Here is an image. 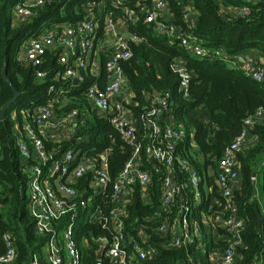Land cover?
<instances>
[{"label":"trees","instance_id":"obj_1","mask_svg":"<svg viewBox=\"0 0 264 264\" xmlns=\"http://www.w3.org/2000/svg\"><path fill=\"white\" fill-rule=\"evenodd\" d=\"M22 1L0 0V108L12 97V91L1 78L2 72L19 94L0 120V235H12L16 252L13 264H30L33 255L37 256L40 264H44L43 246L47 237L38 233L28 206L30 168L38 162L33 155L24 158L18 147L19 138L29 142L25 127L33 129L43 145L47 159L45 166L41 165L42 169L59 160L68 150L90 158L95 168L100 167V155H105L108 192L106 197H95L90 207L92 210V204L94 207L99 205L103 213L108 209L109 188L130 159L132 148L121 140L108 118L101 116L85 98L87 87L93 81H98L103 87L105 68L101 53L97 78L88 67L81 71L82 81L70 82L60 79L64 66L58 61L61 47L57 43L47 49L42 64L35 68L21 58L22 49L29 38L43 31L51 28L59 31L68 25L74 27L89 17L97 22L95 44L102 43L105 16L115 21L122 13L111 0H47L34 9V14L27 21L13 24L12 9ZM163 1L171 18L162 23L175 26L179 36L157 33L155 25L146 22L154 0H121L119 3L134 12L136 22L128 24V31L140 38L137 43H129L131 58L120 62L131 93L125 109L145 134L142 118L154 105L153 95H167V112L172 116L176 129L183 132V138L176 143L175 156L193 167L201 180L200 202L193 204L188 191L187 194L192 211L190 218L198 226L205 249L200 250L195 243L178 249H165L163 242L166 239L155 233L158 221L151 223V218L159 206L160 183L167 172L166 167L160 164L147 168L151 173L147 202L140 199L138 186L134 187L132 199L126 205L124 231L136 238V228L144 229L149 242L159 251L151 264H193L196 259L203 264H217L215 257L210 259L209 252H219L227 243L207 238L202 231L201 217L223 209L224 202L216 183L218 162L224 149L244 128V120L258 109L264 110V83L246 76L237 62V58L248 51L256 52L264 61V1ZM240 7H246L248 14L230 16L231 9ZM188 9L195 11L197 16L186 22L183 12ZM183 36H194L195 44L206 54L202 57L192 53L181 44ZM175 62H180L189 76L183 89L180 74L173 68ZM37 72L44 73V76L37 78ZM56 97L61 102L52 107L53 119L71 110L78 114L67 137L61 139L52 136L47 128L41 131L34 121L37 109ZM249 134L254 141L237 155L239 184L232 191V200L244 221L240 232L242 245L236 249L234 264H261L264 256V200L259 202L255 189L257 171L264 168V120L256 122ZM28 147L31 152L32 146L28 144ZM172 168L174 176L180 178L177 164ZM91 175L78 179L73 187L90 193ZM211 197L219 203L213 205L209 212ZM178 201L179 198L173 209H176ZM255 210L262 217L259 233ZM66 219L64 217L53 225L60 228ZM219 232L224 233L221 229ZM105 235L108 233L101 224L89 222L84 212L78 213L73 236L80 251V264H97L95 239ZM3 252L0 242V256Z\"/></svg>","mask_w":264,"mask_h":264},{"label":"built area","instance_id":"obj_2","mask_svg":"<svg viewBox=\"0 0 264 264\" xmlns=\"http://www.w3.org/2000/svg\"><path fill=\"white\" fill-rule=\"evenodd\" d=\"M45 1L47 0H23L15 5L12 9L13 24L27 21L34 14V9ZM120 1L111 0L122 16L115 21L105 16V35L102 43L95 44L97 22L93 17H89L74 27L68 25L63 26L59 31L56 28L43 31L36 37L29 38L22 49L24 62L35 68L42 64L47 49L57 43L61 47L58 61L64 66L60 79L70 82L82 81L81 71L88 67L97 78L96 68L99 70L98 57L101 53L105 68L103 87L99 86L98 81H93L87 87L85 98L101 116L108 118L110 124L119 132L121 140L132 148L130 159L109 188L107 212L103 213L99 205H96L91 212V209L87 211V208L91 207L93 199L97 196L106 197L108 192L109 179L104 157L100 155L101 165L95 168L90 158L68 150L59 160L52 161L46 169H42L41 165L45 166L47 159L43 145L33 129L29 126L25 127L24 133L29 138V142L19 138L18 147L24 158L33 155L38 162L30 168L28 206L38 233L47 237L43 246L44 264H80V251L73 236L75 218L79 212H84L89 222L101 224L108 233L95 239L96 253L102 249L101 259L96 260L97 264H151L158 256V248L149 242L148 234L140 226L136 228V238L131 234L126 235L124 219L127 217L126 205L132 199L134 187L138 186L140 199L144 203L148 201L151 173L147 168L154 164H160L167 169L160 183L159 206L151 218V223L158 221L154 228L155 233L160 238L166 239L163 242L165 249H178L194 243L200 250L205 249V244L200 240L198 226L190 218L192 211L187 194L188 191L193 204L199 203L202 195L201 180L193 167L175 156V146L178 140L183 138V132L176 129L172 116L167 112V95H153L154 105L142 118L145 134L141 133L122 101L126 79L120 62L131 58L129 43H137L140 38L128 31V24L136 22L135 15L132 10L120 6ZM154 1L152 9L146 15V22L155 25L157 33L179 36L176 34L175 26L157 22L158 13L162 7L164 8L165 3L163 0ZM248 12L246 7L230 10L233 16H245ZM188 14V10H184L183 20L186 22L192 21ZM181 44L198 56L203 57L206 54L195 44L194 36L181 37ZM241 61V69L246 76L256 82L264 83V64L258 58L246 56ZM173 68L180 74L181 88H185L189 76L184 72L182 64L175 62ZM43 76L42 72L36 73L37 78ZM60 102L56 97L37 109L34 121L40 129L60 128L69 133L78 114L76 110H71L53 119L52 107ZM263 120L262 109L247 117L243 122L244 128L224 149L218 162L219 174L216 183L224 202L223 209L212 212L207 217L209 228L216 233L219 229L224 231L223 234L217 233L218 237H212V241L220 240L227 243L221 251L209 252L210 259L214 260L212 257H215L217 264H234L236 249L242 245L240 232L244 221L232 200V191L239 184L237 155L253 143L254 140L247 143L253 138L249 131L256 122ZM28 144L32 146L31 152ZM175 163L180 178L173 174L172 167ZM89 173H92L89 182L90 193L86 189L77 190L73 187L78 179ZM178 198L177 207L173 209ZM210 210L208 211L211 212ZM64 217L67 219L60 228L53 225ZM0 242L4 247L0 264H13L16 252L12 235L1 234ZM31 264H40L36 255H33ZM193 264L203 263L196 259Z\"/></svg>","mask_w":264,"mask_h":264},{"label":"rangeland","instance_id":"obj_3","mask_svg":"<svg viewBox=\"0 0 264 264\" xmlns=\"http://www.w3.org/2000/svg\"><path fill=\"white\" fill-rule=\"evenodd\" d=\"M190 10L188 9V12H189L188 17L191 18ZM229 14H230V11H229ZM230 16L235 17L232 14H230ZM169 20H170V14L168 13V10H167L166 6L164 5V8L162 7L161 11L158 13L157 22H168ZM118 25H119V23H118ZM22 57L23 56H21V58ZM126 93H127V88L125 87L124 90H123V94H122V96L125 95L124 98H126V96H128V94H126ZM40 130L43 131V129H40ZM255 189H256V193H257V198H258L259 202L262 203L263 200H264V168L263 169L260 168L257 171L256 180H255ZM93 209H94V204H92L91 212L93 211ZM89 210H90V206H88V208H87V211H89ZM91 212H90V214H91ZM201 221H202V226H203V230L202 231L206 235V237L207 238L214 237V236L217 237V233H220V232L217 231V233H216L214 231V233H212L210 229L208 230L209 223L207 222L206 219L204 220L203 216L201 217ZM261 264H264V256L262 258Z\"/></svg>","mask_w":264,"mask_h":264},{"label":"crops","instance_id":"obj_4","mask_svg":"<svg viewBox=\"0 0 264 264\" xmlns=\"http://www.w3.org/2000/svg\"><path fill=\"white\" fill-rule=\"evenodd\" d=\"M189 10H190V9H189ZM190 13H191V19L194 20V19L196 18V16H197L196 12L190 10ZM170 18H171V17H170ZM246 56H254V57L258 58L262 64H264V61L261 60V56H259V55H258L256 52H254V51H250V52L248 51V52H246V53H243L242 55H240V56L237 58V62H239V68L241 67V63H242L241 59L244 58V57H246ZM96 72H97V74H98V68H96ZM126 88H127V86H126ZM126 94H128V96H126V98H124L125 95L122 96V101H123L125 104H128V103L130 102V97H131V93H130V91H129L128 89H127V93H126ZM126 110H127V109H126ZM131 116H132V115H131ZM132 120H133V116H132ZM47 129H49V130H48L49 133L52 134V136H56L57 139H58V138L61 139L62 137H67V134H69V133L67 132V130H65V129H60V128H52V129H51V128H49V127H47ZM252 140H254V139H253V138H250V139L248 140L247 143H251ZM101 156L104 157V163H105V168H106V157H105L104 154L101 155ZM100 165H101V163H100ZM218 203H219V200H217V199L211 197V198H210V202H209V208H208V210L212 209V206H213V205H216V204H218ZM203 217H204V220H205V219L207 220V216H203ZM207 227H208V226H207ZM208 229H210L211 232L214 233V230H213V229H211V228H209V227H208ZM217 237H218V236H217Z\"/></svg>","mask_w":264,"mask_h":264},{"label":"water","instance_id":"obj_5","mask_svg":"<svg viewBox=\"0 0 264 264\" xmlns=\"http://www.w3.org/2000/svg\"><path fill=\"white\" fill-rule=\"evenodd\" d=\"M1 78L6 82V84L8 85V87L10 88V90L12 91V97L9 98L3 104V106L0 108V120H3L4 113H5L6 109L17 99V97H18L19 94L15 90L12 82L6 77L5 72H2ZM253 176L255 177V174ZM255 214H256V217H257L256 228H257V232L259 233L261 231L262 217L257 212V210H255ZM101 255H102V249H100V250L97 251V253H96V259L97 260H100L101 259Z\"/></svg>","mask_w":264,"mask_h":264}]
</instances>
